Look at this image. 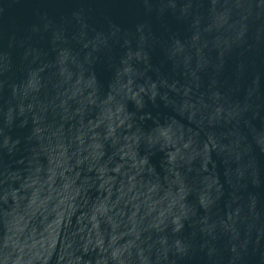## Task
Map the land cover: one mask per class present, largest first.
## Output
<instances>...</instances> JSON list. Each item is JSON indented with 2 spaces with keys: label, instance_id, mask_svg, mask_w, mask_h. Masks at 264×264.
Instances as JSON below:
<instances>
[{
  "label": "water",
  "instance_id": "1",
  "mask_svg": "<svg viewBox=\"0 0 264 264\" xmlns=\"http://www.w3.org/2000/svg\"><path fill=\"white\" fill-rule=\"evenodd\" d=\"M0 264H264V0H0Z\"/></svg>",
  "mask_w": 264,
  "mask_h": 264
}]
</instances>
